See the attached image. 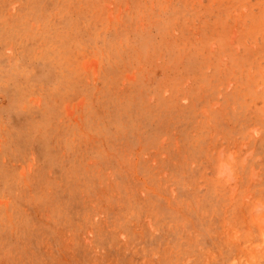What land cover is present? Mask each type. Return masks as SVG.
Listing matches in <instances>:
<instances>
[{
    "label": "rangeland",
    "instance_id": "obj_1",
    "mask_svg": "<svg viewBox=\"0 0 264 264\" xmlns=\"http://www.w3.org/2000/svg\"><path fill=\"white\" fill-rule=\"evenodd\" d=\"M0 264H264V0H0Z\"/></svg>",
    "mask_w": 264,
    "mask_h": 264
}]
</instances>
